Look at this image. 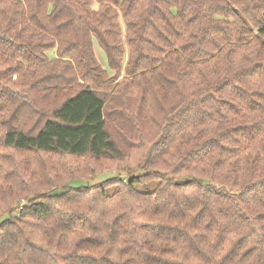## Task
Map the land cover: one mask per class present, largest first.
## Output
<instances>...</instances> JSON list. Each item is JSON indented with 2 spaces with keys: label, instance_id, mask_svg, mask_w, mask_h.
Segmentation results:
<instances>
[{
  "label": "trees",
  "instance_id": "1",
  "mask_svg": "<svg viewBox=\"0 0 264 264\" xmlns=\"http://www.w3.org/2000/svg\"><path fill=\"white\" fill-rule=\"evenodd\" d=\"M3 217L0 264H264V0H0Z\"/></svg>",
  "mask_w": 264,
  "mask_h": 264
},
{
  "label": "rangeland",
  "instance_id": "2",
  "mask_svg": "<svg viewBox=\"0 0 264 264\" xmlns=\"http://www.w3.org/2000/svg\"><path fill=\"white\" fill-rule=\"evenodd\" d=\"M94 47H95V50L97 53L96 56H97L98 64L100 65V68L102 70H104V73L102 75L100 83L101 84H110V83L115 84L117 82L122 81V79L124 77V71L121 72V75L119 78H114L117 75V72L112 70L111 68H109L107 58H106V54L96 40L94 41ZM48 54L50 57L54 56L52 52H48ZM159 99L161 101L163 108H165L164 104H168L167 99H163L162 97L161 98L159 97ZM116 104L117 103H115V102H110V109L113 106H115ZM107 111L109 112L110 110L107 109ZM110 119H111L109 121L110 124L112 123L113 125H115V124L117 125V123H119L121 126V123H120L121 121L117 118L116 114L113 116V112L110 113ZM18 160L24 166H27V167L31 168L32 170H35L36 171L35 176L39 179L45 178L42 174L43 172H45V171H42L44 168H46L47 166H51V167L55 166L53 164H55L56 161H61L59 158L54 157L53 155H45V154L35 155V154H29V153L18 154ZM74 164L77 167L81 168V170L86 169L87 172L90 170V168L92 166H94V164H92V161L86 160V159H76V160H74ZM109 168H112V163L104 161L100 166V171H103V173L101 175L100 174L93 175L91 177L92 181L93 180L94 181H101L102 179H106V178L116 174V173H114V170L111 171V169H109ZM49 170H51V168L47 169V171H49ZM55 181H56V184H59V185L62 184L61 180L59 178V174L55 177ZM140 188L142 190H145V189H147V186H141ZM6 217H8V216H6ZM6 217L0 218V222L2 219L6 218Z\"/></svg>",
  "mask_w": 264,
  "mask_h": 264
}]
</instances>
